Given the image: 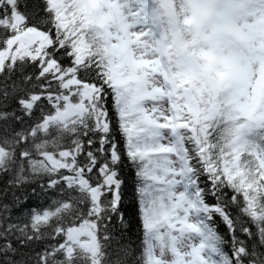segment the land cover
Returning <instances> with one entry per match:
<instances>
[{"label": "snow or ice", "instance_id": "1", "mask_svg": "<svg viewBox=\"0 0 264 264\" xmlns=\"http://www.w3.org/2000/svg\"><path fill=\"white\" fill-rule=\"evenodd\" d=\"M0 264H264V0H0Z\"/></svg>", "mask_w": 264, "mask_h": 264}]
</instances>
